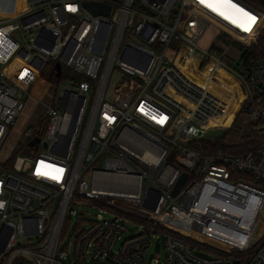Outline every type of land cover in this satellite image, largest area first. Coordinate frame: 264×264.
<instances>
[{
	"label": "built area",
	"instance_id": "1",
	"mask_svg": "<svg viewBox=\"0 0 264 264\" xmlns=\"http://www.w3.org/2000/svg\"><path fill=\"white\" fill-rule=\"evenodd\" d=\"M6 1L0 0V264H65L58 249L71 207H97L111 218L100 214L79 228L68 263L162 264L148 256L155 241L165 264H264V59L244 52L232 67L223 44V60L198 44L212 26L246 50L264 15L240 0H23L11 14L2 11ZM89 2L110 6L109 15H91ZM189 58L205 74L199 86L175 64ZM54 60L87 80L55 83L49 119L30 140L39 142L28 144L36 153L2 161L32 86ZM114 66L120 78L108 102ZM218 71L228 78L216 77ZM53 75L61 78L55 65ZM234 92L243 99L224 127V107L211 98L227 105ZM237 116L242 137L252 131L260 147L241 156L190 147L207 141V131L226 135ZM75 215L86 223L83 212ZM161 220H177L189 233L160 228ZM128 223L138 229L120 239Z\"/></svg>",
	"mask_w": 264,
	"mask_h": 264
},
{
	"label": "rangeland",
	"instance_id": "2",
	"mask_svg": "<svg viewBox=\"0 0 264 264\" xmlns=\"http://www.w3.org/2000/svg\"><path fill=\"white\" fill-rule=\"evenodd\" d=\"M11 2L15 6L21 3L20 0H12ZM7 3H8L7 5L8 7L11 6V4H9V1ZM129 32L130 31L126 32L125 37L128 36ZM124 41L125 40H123V42ZM198 44H199V47L202 50L206 51L208 54H210L214 60H218V59L223 60L220 54V50H221L220 48H221V45L223 44L225 47H227V50H226L227 56H228L227 61L231 60L232 67H236L239 61V58L245 52V48H244L245 46H243L241 43L237 41L232 40L230 37H227L221 32H217V30L213 28L212 26H208L206 28ZM165 55L167 59L172 58V54L169 51L166 52ZM117 60H118V57L116 58L115 63ZM56 62L57 60L52 61L49 64L48 69H46L44 72L41 73L40 78L37 81V83L32 86L30 90V99L26 103L23 114L18 119V123L16 124L14 128L12 139L3 146V151L1 155L2 161H5V160L12 161L16 157H30L31 154L36 153L32 148L28 146V144L30 140L33 138V136L36 134L37 128L40 127L39 125L40 121L46 123L49 119V117L45 115V111L47 107L52 106L54 102V93L56 89V84L51 81V76L54 74V65ZM168 64L171 65L170 60L168 61ZM195 64L194 65L190 64V65L191 67L193 66L195 67ZM205 68L206 67H204L203 65L202 67L199 68V71H204ZM119 78H120V73L117 71V67L114 66L103 100L112 102L114 98V88L116 87ZM71 80L80 81V80H87V79L84 76L74 72L71 68L66 66L64 63H61V78L59 79L58 83L63 84V85H68ZM29 129L32 130L33 132L32 135L30 134L26 135V132ZM245 129H247V126L245 127ZM242 132H243L242 124L237 121V123L233 126V128L227 131L225 136L215 137V138L207 140V142L209 143V145L226 146L232 142H239V138L242 137ZM127 137H129L130 139L134 138L137 140V137H135L133 134H128ZM137 143L139 145L142 144L140 139L137 141ZM0 166L6 167V164L1 163ZM84 178L88 180V177H84ZM70 209L72 210L71 212L72 214L71 216L68 215L67 217L68 221H67V224L64 230V235L62 237V240L60 242L59 249H58V258L60 257V260L65 264H72V263H68L67 257L72 258L73 256L72 243L74 241V235L78 233L79 228L81 227L82 229L84 227H87L88 224L91 221L96 220V217L100 214L105 218H108V219L111 218L110 214L104 212L103 210L97 207H91V208L71 207ZM77 211H81L84 213V220L86 221L85 224H81L77 221V218L75 215V212ZM158 225L160 228H166L168 230L170 229L175 232H179L181 234L189 233L187 228L181 222L177 220H161ZM125 227L128 229V231L122 234L120 239H125V238L130 237L138 229V227L134 226L132 223L126 224ZM68 243H70V248L66 249V246L68 245ZM210 244L216 245L215 243L211 241H210ZM155 246H156V242L153 241L148 251L149 258L156 255L159 257L160 262L162 264H165L164 248L161 247L160 251L156 253Z\"/></svg>",
	"mask_w": 264,
	"mask_h": 264
},
{
	"label": "trees",
	"instance_id": "3",
	"mask_svg": "<svg viewBox=\"0 0 264 264\" xmlns=\"http://www.w3.org/2000/svg\"><path fill=\"white\" fill-rule=\"evenodd\" d=\"M243 3L251 6L252 8L256 9L260 13L264 15V0H240ZM245 54H248L253 57L263 58L264 59V26L259 31V34L253 44L250 45L245 50ZM51 81L54 83L59 82L58 79L51 76ZM238 121V116L236 117L234 124ZM200 141L197 145L196 143L190 144V147L196 148L203 152L205 155L214 154L218 151H221L226 154L241 156L246 154L247 152L255 150L257 147H260L263 142L260 136L255 135L252 131L247 133L246 136H243L239 142H232L226 146L220 145H209L207 141ZM12 264H31L26 259L23 258H16L14 259Z\"/></svg>",
	"mask_w": 264,
	"mask_h": 264
},
{
	"label": "crops",
	"instance_id": "4",
	"mask_svg": "<svg viewBox=\"0 0 264 264\" xmlns=\"http://www.w3.org/2000/svg\"><path fill=\"white\" fill-rule=\"evenodd\" d=\"M195 62H196L195 59L189 58L188 61H187V64L185 66H182L181 67L178 64L177 61L175 62V64L180 68V70L183 73H185L186 75H188L189 78H191L196 83V85L198 84V86H199V84L201 83V78L204 77L205 74H203V72H197V71H195L194 66L191 67L190 64H193L194 65ZM216 77H219V78H222V79H227L228 78L227 74H225V72H223V71L216 72ZM211 100L214 103H216V104L224 107V112H225L224 113V116L222 118H220L218 120V122L220 124H222V126L225 127V126H228L231 123V121H232V119L234 117V114L238 110L239 104L242 101V95L241 94H238V96H237V93L234 92L233 95H232V97H231V101H229L227 103V105L224 104V101L223 100H218V98H216V96L213 97V98H211ZM17 123H18V121H17Z\"/></svg>",
	"mask_w": 264,
	"mask_h": 264
},
{
	"label": "water",
	"instance_id": "5",
	"mask_svg": "<svg viewBox=\"0 0 264 264\" xmlns=\"http://www.w3.org/2000/svg\"><path fill=\"white\" fill-rule=\"evenodd\" d=\"M84 9L93 16H101L104 18H106L110 12V6L105 5V4H101V3H94V2L85 3ZM55 70H56V77H59L61 74V66L59 63L55 64ZM224 135H225L224 130L215 129L213 131L205 132V134L203 135V139L208 140V139H212L215 137H223ZM38 142H39L38 139H34L33 141H31L29 143V146H36L38 144ZM185 179H186V175L183 174L180 177V179L176 182L174 189L172 191V196L177 195V193H178L179 189L181 188L182 184L184 183ZM263 218H264V214H263ZM233 264H237V262H234Z\"/></svg>",
	"mask_w": 264,
	"mask_h": 264
},
{
	"label": "bare ground",
	"instance_id": "6",
	"mask_svg": "<svg viewBox=\"0 0 264 264\" xmlns=\"http://www.w3.org/2000/svg\"><path fill=\"white\" fill-rule=\"evenodd\" d=\"M9 1V4H11V6H7L8 5V2ZM12 0H7L6 1V4L4 3V7L2 6V11L4 12V13H7V14H11V13H14V12H16V10L18 9V8H20L21 6H22V2H23V0H20L21 1V3L20 4H17L16 6L15 5H13L12 4V2H11ZM5 2V1H4ZM242 99H243V96H242ZM233 120V119H232ZM222 125V124H221Z\"/></svg>",
	"mask_w": 264,
	"mask_h": 264
},
{
	"label": "snow or ice",
	"instance_id": "7",
	"mask_svg": "<svg viewBox=\"0 0 264 264\" xmlns=\"http://www.w3.org/2000/svg\"><path fill=\"white\" fill-rule=\"evenodd\" d=\"M201 2H204V0H201ZM223 2L227 3V2H228V0H223ZM252 19L254 20V19H255V17H252Z\"/></svg>",
	"mask_w": 264,
	"mask_h": 264
}]
</instances>
